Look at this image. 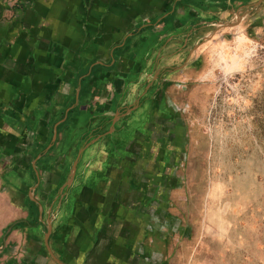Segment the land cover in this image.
<instances>
[{"label":"rangeland","instance_id":"374dc122","mask_svg":"<svg viewBox=\"0 0 264 264\" xmlns=\"http://www.w3.org/2000/svg\"><path fill=\"white\" fill-rule=\"evenodd\" d=\"M54 1L46 0L49 7L32 8L34 15H28L23 0H0V25L62 22L85 29L91 25L86 14L71 15L70 0H62L61 8ZM189 1L210 3L207 9L212 13L178 14L181 1L174 0L148 22L131 21L134 26L120 38L122 46L141 29L172 24V38L185 40L183 58L181 54L171 58L180 61L164 64L159 52L149 57L150 49L139 48L138 42L130 50L143 57L134 64L120 61L115 57L117 47L98 49L85 42L93 35L86 30L73 31V39L82 43L78 49L62 48L60 54L51 31L40 50V63L27 65L29 72L15 66L19 69L13 87L30 91L29 107L40 109V124L30 129L33 135L38 136L36 127L46 123L40 154L50 148L56 128L67 117L86 112L80 107L82 95L91 88L99 66H104L102 74L108 78L102 87L105 93L99 96L103 103L122 84L123 70L133 65L139 73L124 81V94L132 97L125 104L127 110L122 114L118 109V115L113 107L105 114L110 136L101 142L93 162L97 166L91 163L90 171H102L101 186L113 194L108 208L95 206L99 215L95 224L90 220L92 210L83 213L88 220L79 214L73 222L83 223L73 229L87 238L85 246L73 251L79 253L73 264H97L95 254L100 251L105 254L103 264H264V0H182ZM229 1L228 15L218 14L220 3L229 6ZM125 2L128 9L132 1ZM166 2L158 0V11ZM91 51L93 57L86 61ZM102 54H109L104 64L99 62ZM7 82L0 87L11 86ZM25 115L31 118L32 110ZM81 116L67 119L69 127L81 123ZM118 116L121 122L113 126ZM92 120L96 123L98 118ZM77 130L74 138L80 139L82 126ZM68 135L69 130H58L50 155L62 151ZM91 139L85 138L84 145ZM73 143L74 159L79 142ZM95 153V148L84 153L79 171L84 159ZM60 161L49 177L58 172ZM69 187L61 196L68 201L57 216L59 223L69 206L73 214L72 180Z\"/></svg>","mask_w":264,"mask_h":264},{"label":"crops","instance_id":"0c3cea01","mask_svg":"<svg viewBox=\"0 0 264 264\" xmlns=\"http://www.w3.org/2000/svg\"><path fill=\"white\" fill-rule=\"evenodd\" d=\"M129 1L132 2L128 4V9H125V3L128 2H125V0H70L71 15L86 14L88 21L91 23V25H88V29H85L82 25L80 28L73 27L74 23L62 25V22L52 24L53 26L46 23L31 22L0 25V84H7V81L11 82V86L0 87V264H58L50 256L48 247L62 263L73 264V258H76L79 254L73 253V251H77L78 246H85L87 243L83 231L73 229V226L83 225V223L73 225V222L76 221L79 214H81V220H88V216L84 217L83 213L85 210H92L94 213L90 220H94L92 223L95 224L96 217H99L97 211H95L98 208L95 206H99L101 203L105 204V208H108L106 204L110 203L113 194V192L106 191L101 186L104 180L102 171L98 174H92L90 171L92 169L90 164L95 165L98 163L97 161L93 162L99 156L98 151L101 142H105V140L107 142L110 136V134L106 135L107 128L110 126L105 119V114L113 107H115L118 115V109L122 114L127 110L128 103L125 104L132 97L129 98L128 95L124 94V81L127 82L134 76L139 77L138 70L133 65L128 66L126 70H123L122 84L117 85L116 90L111 91L109 101L103 103V101H100L99 96L104 95L105 91H102V87L108 84V78L102 74L104 66H99L91 88H87V91L82 95L85 100L80 104V107H84L86 112L70 116L73 121V119L76 120L82 115L80 117L81 123H75L74 126L69 127L66 120L70 117H67L56 128L50 148L40 154V148L46 139L43 126L46 123L40 125L39 128L36 127L39 133L38 136L33 135L30 129L34 123H36V126L40 124L38 123L40 121V109L29 107L30 91H19L13 87L15 70L19 69L15 66L20 65L21 71L26 69L29 72V66L27 68V65L40 63L41 61L38 59L41 57L40 50L49 38L46 33L51 31L55 33L54 38L51 39L56 42L53 46L60 50V54H63L62 48L78 49L82 43L79 44L78 39H73V31L85 32L86 30L93 35L89 39L87 38L85 42H90L91 47L98 49L117 47L115 57L120 61H130L134 64V59L142 55V53L130 50V47L135 46L136 42H138L139 48L150 49L147 54L149 57H152L155 52H159L157 57H161L160 62L164 64L180 61L183 58L181 48L185 40L178 37L176 39L172 38V33L175 31L172 24H163L158 28L157 25L151 29H141L135 39H130L128 44L121 46L120 38L134 26L131 21L134 24L142 21L148 22L151 16L164 11V5L174 3V0H165L167 2L161 4L158 11V0ZM180 1L177 9L178 14L187 12L199 16V11L203 14L204 12L207 14L212 13L209 11L212 8L207 9L210 3ZM220 4L218 14L228 15L226 11L231 7L230 1L229 6L225 5L226 3ZM54 5L61 8L62 0H55ZM153 5L156 7L155 10L152 9ZM23 6L26 8L28 15H34V11L44 10L50 6V3L47 4L46 0H37L32 4L30 0H23ZM32 8L35 10L32 11ZM181 24H177L176 27L179 28ZM31 32L34 33L33 38L29 34ZM67 32H69L68 35L62 34ZM162 38H164V41ZM93 53V51L89 52L85 60L92 58ZM175 54H181L182 58L171 59ZM69 55L73 58V52ZM102 55L99 62L104 64L109 54ZM109 74L110 72H108V76ZM23 78L28 79L29 76ZM12 102L17 103V105L15 106ZM101 104L107 105L100 106ZM31 110L32 117L29 118L25 114H30ZM95 117L98 118L96 123L92 120ZM120 119L119 116L116 119L114 118L112 125L121 122ZM79 126H82V138L80 139L74 138ZM61 127L69 130V135L64 142L62 151L50 155V149ZM87 137L92 139L84 145ZM73 141L79 142L75 149L77 153L74 159ZM91 148H95L97 153L91 159L89 156L84 159L83 169L87 168V174L83 175V169L79 171L78 163L83 160L84 153ZM58 158L61 159L58 172L49 177L48 173H50ZM71 167H73V178L72 175L70 176ZM76 178L77 180L74 183ZM71 180L73 181V202L71 201V204H75L73 214H71L72 207L69 206L68 212L61 217L62 222L59 223L57 216L63 204L68 201L67 197L61 198V196L66 189L65 192H68ZM66 185L68 186L65 188ZM111 187L115 188L114 185H111ZM52 213H55L53 220ZM100 218H102L101 214ZM61 226L63 228L59 232L58 229ZM104 255L101 251L95 254L97 264H103Z\"/></svg>","mask_w":264,"mask_h":264},{"label":"water","instance_id":"95a60500","mask_svg":"<svg viewBox=\"0 0 264 264\" xmlns=\"http://www.w3.org/2000/svg\"><path fill=\"white\" fill-rule=\"evenodd\" d=\"M49 228H50V226H49ZM48 230H49V229H48ZM48 251H49L50 256L52 257V259H53L56 263H58V264H64V263H62L59 259H57V258L53 255V253L50 251L49 247H48Z\"/></svg>","mask_w":264,"mask_h":264},{"label":"bare ground","instance_id":"6f19581e","mask_svg":"<svg viewBox=\"0 0 264 264\" xmlns=\"http://www.w3.org/2000/svg\"><path fill=\"white\" fill-rule=\"evenodd\" d=\"M241 17V16H240Z\"/></svg>","mask_w":264,"mask_h":264}]
</instances>
